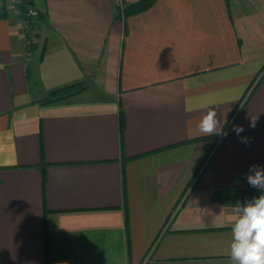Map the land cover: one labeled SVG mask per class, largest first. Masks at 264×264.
<instances>
[{
    "label": "crops",
    "instance_id": "obj_1",
    "mask_svg": "<svg viewBox=\"0 0 264 264\" xmlns=\"http://www.w3.org/2000/svg\"><path fill=\"white\" fill-rule=\"evenodd\" d=\"M30 2L27 35L0 0V264H230L264 194V0ZM208 107L226 136L199 133Z\"/></svg>",
    "mask_w": 264,
    "mask_h": 264
},
{
    "label": "clouds",
    "instance_id": "obj_2",
    "mask_svg": "<svg viewBox=\"0 0 264 264\" xmlns=\"http://www.w3.org/2000/svg\"><path fill=\"white\" fill-rule=\"evenodd\" d=\"M190 110V109H189ZM219 118L213 107H208L197 124L201 135L226 136L224 124L226 114ZM250 127L256 126V119H250ZM237 136L244 130L243 126H233ZM242 142L247 140L242 138ZM248 184L264 192V168L252 165L246 176ZM236 218L231 225V242L229 245L230 264H264V194L253 198L244 205L235 207Z\"/></svg>",
    "mask_w": 264,
    "mask_h": 264
},
{
    "label": "trees",
    "instance_id": "obj_3",
    "mask_svg": "<svg viewBox=\"0 0 264 264\" xmlns=\"http://www.w3.org/2000/svg\"><path fill=\"white\" fill-rule=\"evenodd\" d=\"M29 1H31V0H29ZM26 2H27V0H26ZM154 2H155V0H141V1H138L136 3L128 4L126 6L125 10L123 11V14H119V17L126 19L129 16L142 13V12L148 10L149 8H151L153 6ZM24 8H25V5H22L23 12L25 13L24 15H26ZM25 18H26V16H25ZM28 35H30V34H28ZM83 89H84V85L79 84V85H73V86H70L68 88H63V89L57 90V91L51 93L48 100H46L45 102L48 103V102H51L53 100L59 99L61 97L73 95V94H75V93H77Z\"/></svg>",
    "mask_w": 264,
    "mask_h": 264
},
{
    "label": "built area",
    "instance_id": "obj_4",
    "mask_svg": "<svg viewBox=\"0 0 264 264\" xmlns=\"http://www.w3.org/2000/svg\"><path fill=\"white\" fill-rule=\"evenodd\" d=\"M16 2L21 6L25 5L26 7V18L23 22V31L24 34H31L33 31V21L38 17V14L34 8L31 7V2L29 0H27V2L26 0H16ZM113 2L119 14H123L126 6L129 4V0H113ZM32 43V40L28 41V45H31Z\"/></svg>",
    "mask_w": 264,
    "mask_h": 264
},
{
    "label": "rangeland",
    "instance_id": "obj_5",
    "mask_svg": "<svg viewBox=\"0 0 264 264\" xmlns=\"http://www.w3.org/2000/svg\"><path fill=\"white\" fill-rule=\"evenodd\" d=\"M36 12H37V14H38V17L36 18L37 20H38V18L40 17V14H39V12H38V10H36V9H34Z\"/></svg>",
    "mask_w": 264,
    "mask_h": 264
}]
</instances>
